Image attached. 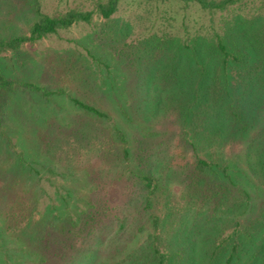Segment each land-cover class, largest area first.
<instances>
[{"label":"rangeland","instance_id":"obj_1","mask_svg":"<svg viewBox=\"0 0 264 264\" xmlns=\"http://www.w3.org/2000/svg\"><path fill=\"white\" fill-rule=\"evenodd\" d=\"M97 1L0 0V40L28 34L41 15L96 11ZM263 30L264 0H236L217 13L123 0L109 20L95 15L92 24L2 55L7 76L54 94H7L2 100L0 264L122 263L150 247L154 217L168 264H228L235 244L232 264H264V155L256 160L244 154L264 129L259 95L239 98L246 93L230 71L233 109L248 110L244 120L251 128L236 139L228 175L213 150H192L190 119H165L156 110L164 88L156 74L168 70L169 78L173 66L187 64L191 35L214 43V31L228 32L229 49L246 44L253 50ZM73 99L110 120L84 112ZM116 125L127 135L128 155ZM198 159L208 163L203 175ZM144 174L159 183L150 204L136 177Z\"/></svg>","mask_w":264,"mask_h":264},{"label":"trees","instance_id":"obj_2","mask_svg":"<svg viewBox=\"0 0 264 264\" xmlns=\"http://www.w3.org/2000/svg\"><path fill=\"white\" fill-rule=\"evenodd\" d=\"M122 1L98 0L95 7L96 11L73 9L56 17L41 15V18L31 26L28 34L7 41L0 40V110L2 108V100L7 94H37L44 98H48L54 94L49 92L45 87H41L35 83L7 76L2 69V55L19 54L23 48L36 45L49 37L58 35L60 31L68 30L80 23L92 24L95 15L102 20H109L117 13ZM142 1L148 5L171 2L182 3L188 8L195 5L201 11L211 13L223 12L228 9L230 4L233 5L236 2V0ZM256 23L257 21L252 22L253 25ZM236 24L237 22H235ZM227 33H225L224 37L214 31V43L208 40L207 37L202 38L201 35H198L193 38V35H191L187 40L189 49V53L186 55L188 57L187 64L184 67L181 65L173 66V74L169 78V71L167 69H165L167 71L163 70L164 72L156 74L160 76L159 78L158 76L156 77V79H160L157 82L164 86L162 89L164 93L162 94L161 92L160 94L161 101L158 102V109L156 110L163 112L166 115L165 119L169 117H175L179 121H188L190 119L194 123V142L190 143L192 150H195L197 146L205 154H208L209 149L213 150L214 155L221 162L219 168H221L224 175H228L229 168L231 167L229 158L233 154V148L236 147L234 145L237 142L236 139L244 138L251 128L244 120V118H248L249 116L245 112L248 110L241 108L240 105L237 111L233 109L232 101H234L236 93L232 94L230 92V71L235 72L232 76L236 75L238 78L236 88L243 89V93H246L241 94L239 98L252 93L255 96L259 95V101L264 104V94L261 92L264 90V30L262 31V40L253 46V50L245 46L246 44L237 49H229L228 44L225 43ZM242 34L239 33L238 38L241 36L242 40H244L245 36ZM222 76L223 78H221ZM73 102L76 107L88 114L90 113V115L97 116L99 119L110 120L108 113L101 112L79 99H73ZM237 102L241 103L240 99ZM220 113L221 118H219ZM214 117H218V121H213ZM201 118L202 123L200 122ZM231 121L233 122L232 124L230 123ZM214 122L218 125L216 126ZM199 125H202V127L200 128ZM116 132L124 144V153L128 155V138L126 133H124L123 129L118 128L117 125ZM188 136L186 132L185 137ZM204 140H207L206 144ZM206 146L213 147L206 148ZM240 147L239 145L238 148ZM244 154L254 156L257 158L256 160L262 158L264 155V129H261L258 136L250 141L249 145L246 146ZM207 167L208 163L205 160L198 159L196 169L199 173L203 175ZM136 177L140 181L139 184L147 192V202L150 204L152 195L155 193L159 183L157 185L154 175L151 174ZM218 196L217 192L212 193L211 198H218ZM89 217L96 218L94 214H90ZM159 221L157 217H154L155 235L150 247L142 255L136 258H128L122 263L117 264H168L169 256L161 249L162 235L159 231ZM237 253L238 245L235 244L227 259L228 264H232L236 256H238ZM100 264L106 263L103 261Z\"/></svg>","mask_w":264,"mask_h":264}]
</instances>
